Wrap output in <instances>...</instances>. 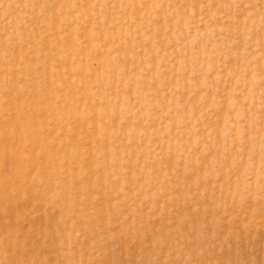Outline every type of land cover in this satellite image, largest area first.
<instances>
[{
    "label": "rangeland",
    "instance_id": "1",
    "mask_svg": "<svg viewBox=\"0 0 264 264\" xmlns=\"http://www.w3.org/2000/svg\"><path fill=\"white\" fill-rule=\"evenodd\" d=\"M0 264H264V0H0Z\"/></svg>",
    "mask_w": 264,
    "mask_h": 264
}]
</instances>
